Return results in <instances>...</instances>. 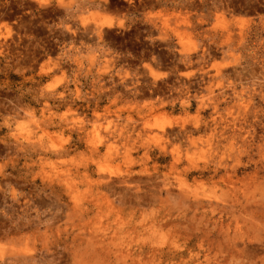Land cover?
Returning a JSON list of instances; mask_svg holds the SVG:
<instances>
[{"label":"rangeland","instance_id":"1","mask_svg":"<svg viewBox=\"0 0 264 264\" xmlns=\"http://www.w3.org/2000/svg\"><path fill=\"white\" fill-rule=\"evenodd\" d=\"M0 264H264V0H0Z\"/></svg>","mask_w":264,"mask_h":264}]
</instances>
